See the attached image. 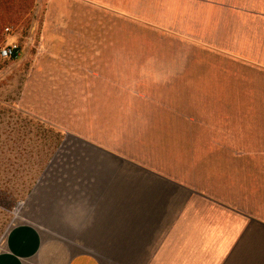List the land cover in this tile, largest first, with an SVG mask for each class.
<instances>
[{"label":"crops","instance_id":"0c3cea01","mask_svg":"<svg viewBox=\"0 0 264 264\" xmlns=\"http://www.w3.org/2000/svg\"><path fill=\"white\" fill-rule=\"evenodd\" d=\"M144 1L46 0L36 41L19 47L18 58L31 62L21 94L27 110L58 123L80 96L84 104L99 97L106 111L120 79L142 81L137 96L222 97L225 115L145 122L169 128L163 143L183 145L182 158L107 149L96 139L87 150L53 154L1 241L0 264H264V0H175L176 24L216 26L202 30L211 36L172 28L182 37L142 24L185 47L160 55L128 38L130 5ZM185 1L208 15L183 20ZM225 25L231 51L204 42L223 39Z\"/></svg>","mask_w":264,"mask_h":264},{"label":"rangeland","instance_id":"374dc122","mask_svg":"<svg viewBox=\"0 0 264 264\" xmlns=\"http://www.w3.org/2000/svg\"><path fill=\"white\" fill-rule=\"evenodd\" d=\"M152 1L145 0L142 7L130 5L127 28L129 39H143L151 43L154 47L152 49L159 55L170 51L174 54H184L185 47H182L180 43L174 42L170 38V41L165 37L160 38L151 31L143 29L142 24H153L169 34L176 33L182 37L188 36L177 33L172 28L195 26V34L213 35V31L202 30L216 25L191 24L190 22L186 24V21L176 24L174 12L178 9V4L174 5L175 0H154L155 3L156 1L161 3L160 8H156V5L152 7ZM166 3H170L169 6H166ZM45 6L46 0L34 1V6L28 16V25L25 17L16 24L6 23L3 25L0 32V46L14 42L19 47H23L29 37L36 41L37 27ZM180 11L185 13L183 20L190 15L197 14L195 16L198 19L208 15V10L205 7L194 8L186 1ZM121 23L123 24L120 25ZM112 24L123 28L125 26L124 22H118L114 18ZM5 27H10L12 31L6 32ZM224 27L227 30L222 32L223 39H211L204 42L224 45L228 48L226 50L231 51V25ZM198 53L194 49L192 54L194 56ZM199 55L207 56V54L201 53ZM30 68L29 57L0 58V244L5 234L10 230L14 209H18L19 216L31 187L40 175L46 174L49 170V158L53 154L57 152L69 154L87 150L88 143L86 141L96 139L102 142V145L107 149L174 153L178 151L176 156L182 158L180 156L183 154L181 153L183 145L178 148L177 145L163 143L164 139H168L170 135L169 128L164 127L161 131L160 128L146 127L145 122L207 120L223 118L225 115L224 112L217 110L219 103H222L220 102L222 97L184 95L143 97L136 95L137 91H141L137 89L136 85L142 84V81L114 79L112 80L113 94L111 97L109 96L111 105L107 104L106 111L103 109L105 105L99 97H90L88 104H84V97L75 96L72 97L71 107L66 105L65 111L62 110L60 113L58 123L44 121L27 110L23 103V97H21L24 79ZM126 83L128 86H124ZM147 99H151L153 104H147ZM174 99L176 110L165 111L169 108L168 100ZM191 100H193V106ZM200 101H202L201 105ZM79 107L85 109L79 110ZM180 130L184 129L175 131L179 132ZM183 162V159L179 160L178 164L183 166ZM20 202L22 205L17 208V204Z\"/></svg>","mask_w":264,"mask_h":264},{"label":"trees","instance_id":"16d2710c","mask_svg":"<svg viewBox=\"0 0 264 264\" xmlns=\"http://www.w3.org/2000/svg\"><path fill=\"white\" fill-rule=\"evenodd\" d=\"M35 0H0V32L6 23L16 24L27 18L34 6Z\"/></svg>","mask_w":264,"mask_h":264},{"label":"built area","instance_id":"2783aa9c","mask_svg":"<svg viewBox=\"0 0 264 264\" xmlns=\"http://www.w3.org/2000/svg\"><path fill=\"white\" fill-rule=\"evenodd\" d=\"M4 30L6 32H11L12 29L10 27H5ZM19 53V45H17L14 42L11 43H6L3 44L2 46H0V58L2 59H13V58H17ZM57 154H60V152L55 153L54 155L56 156ZM55 156L53 158H55ZM56 160L51 159L49 164L52 165L53 163H55ZM22 205V202L17 204V208H19ZM13 217H12V221L10 224V228H13L14 226H16L17 222H18V209H14L13 211Z\"/></svg>","mask_w":264,"mask_h":264}]
</instances>
